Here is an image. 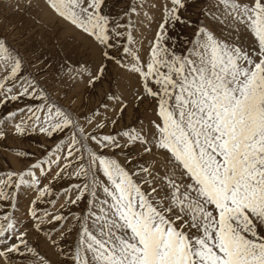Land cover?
Instances as JSON below:
<instances>
[{"label":"snow or ice","instance_id":"obj_1","mask_svg":"<svg viewBox=\"0 0 264 264\" xmlns=\"http://www.w3.org/2000/svg\"><path fill=\"white\" fill-rule=\"evenodd\" d=\"M45 3L100 50L95 71L81 66L70 78L95 87L114 63L136 77L133 100L153 105L155 118L147 130L141 121L113 131L129 101L101 89L100 107L117 118L94 122L97 109L81 121L35 77L22 76L23 58L0 39V105L40 101L5 120L19 135H62L45 159L0 174V202L11 209L0 212V264H52L28 240L46 219L44 236L63 264H264V0H202L204 20L183 53L168 46L166 29L191 24L183 17L188 0H165L145 59L134 48L135 5L112 17L106 0ZM25 110L27 119L15 121ZM66 178L79 182L63 189L61 209L84 207L38 214L52 181ZM29 190L38 195L17 217L18 196ZM73 232L74 245L59 248Z\"/></svg>","mask_w":264,"mask_h":264},{"label":"rangeland","instance_id":"obj_2","mask_svg":"<svg viewBox=\"0 0 264 264\" xmlns=\"http://www.w3.org/2000/svg\"><path fill=\"white\" fill-rule=\"evenodd\" d=\"M164 3L165 0H106L104 11L112 17H121L123 12L127 11L132 5L136 6L137 11L131 14L132 33L135 40L134 48L141 58L145 59L161 22L162 5ZM16 4H20L21 7L17 9L14 6ZM29 4L28 0H0V39L5 40L7 45L23 58L22 76L35 77L50 93L51 97L57 100L60 106L75 113L81 121H83L85 115H90L97 109H99V115L93 117L94 122L97 119L105 120L108 117L117 118L113 116L111 107L107 111L100 107V103L104 100L100 93L103 89L104 92L122 93L126 97L119 85V77L128 72L109 62L105 79L96 84L95 87L88 86L86 77L83 79L79 77L70 78L69 71L79 69L81 66L95 71L101 59L100 50L84 33L79 40H71L68 37L65 39L62 32L60 34L57 32L60 36L59 39L57 33L53 31L55 30L53 26L47 28L49 33L32 31L29 25L27 27L25 24L23 25L22 22L26 23L24 16L19 20L17 18L20 14L19 11L27 8ZM43 4L47 6L45 2ZM188 4V8L183 11V17L185 20L191 21V24H169L166 29L167 44L177 53H183L191 46L190 41L194 38V32L197 30L200 21L204 20V16L201 15L202 0H188ZM49 10L52 11L50 8ZM52 13L56 15L54 12ZM128 18L124 16L122 22L126 23ZM36 24L38 23L36 22ZM151 25L154 26L150 28ZM2 76L3 73L0 72V78ZM134 92H132V97H126L129 101L128 106L124 110L122 118H118L117 124L112 128L113 131L126 126L139 129L141 121L146 130V128L148 129L147 125L149 126V120L155 118L147 113L152 112L151 109L154 106L148 101H144L137 106L133 100ZM36 103H40V101L26 98L23 101L0 105V121H4L0 123V131L6 134L4 138L0 139V174L8 170H23L26 165L34 163L37 159H45L46 153L62 139V135L59 133L47 138L38 130L36 132L29 130L23 135L14 133L13 122L5 120L7 112L16 108H23L26 104L34 106ZM28 115L29 113L26 110L22 114L18 113L15 121L27 119ZM103 131L108 132L109 128H105ZM20 152L28 153V155L19 156L18 153ZM45 169L47 174L48 165H45ZM55 170L53 165L52 172L54 173ZM37 174L39 175L38 170ZM48 179L51 180V176H48ZM78 182L70 178L53 180L51 193L46 194L41 201H37L38 214L42 215L44 211H48L49 213L63 212L67 215L69 209L79 211L83 208L84 201H81L78 205H69L67 208L61 209L60 207L65 200L63 189ZM69 194L74 195V190ZM36 195L38 193L34 190L22 191L18 196L17 209L14 215L23 218L30 199H35ZM52 200L56 203H49ZM3 210L11 211L7 203L0 202V212ZM51 228L52 225L46 219L42 225V231L39 233L30 231L28 240L33 246L38 247L40 253L50 259L52 264H63L65 257L60 255L56 246H51V240L44 236V231H51ZM74 236L75 232L63 240H58V247L67 251L69 244L74 245ZM52 239H57L56 232H52Z\"/></svg>","mask_w":264,"mask_h":264},{"label":"bare ground","instance_id":"obj_3","mask_svg":"<svg viewBox=\"0 0 264 264\" xmlns=\"http://www.w3.org/2000/svg\"><path fill=\"white\" fill-rule=\"evenodd\" d=\"M44 2L45 1H43V0H28V3H30L29 4L30 6L28 5L27 8H24V9H22V11H19L20 12L19 16L16 15V16H18L17 17L18 20L24 16L26 18V23L22 22L23 25L25 24L26 27L29 25L32 28L31 30L34 32H41V31L48 32L47 28H50L53 26V29H55L53 31L56 33L59 32V34H60V32H62L64 34L65 39L68 37L71 40H75V39L79 40L82 37L83 33L76 30L69 23L64 22V20H62V18L54 15L52 13L53 11H50L49 8L43 4ZM36 22L38 24H36ZM153 26L154 25H151L150 28ZM56 35L60 39V36L58 35V33ZM86 46H88V45H86ZM88 48H91V47L88 46ZM134 78H135V76H133L130 73H126V74L124 73V75H120V77H119V82H120L119 85L122 87L123 93L127 98H129L132 95L133 91H136L137 84H136V79H134ZM147 113L150 115H153V112H150V113L147 112ZM147 113L145 112V114H147ZM147 127H149V126L147 125ZM146 130H147V128H146Z\"/></svg>","mask_w":264,"mask_h":264}]
</instances>
